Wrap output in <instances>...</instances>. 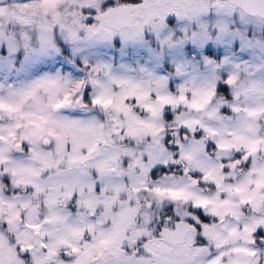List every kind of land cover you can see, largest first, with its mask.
<instances>
[{
    "label": "snow or ice",
    "instance_id": "6c2138e0",
    "mask_svg": "<svg viewBox=\"0 0 264 264\" xmlns=\"http://www.w3.org/2000/svg\"><path fill=\"white\" fill-rule=\"evenodd\" d=\"M0 264H264V0H0Z\"/></svg>",
    "mask_w": 264,
    "mask_h": 264
}]
</instances>
